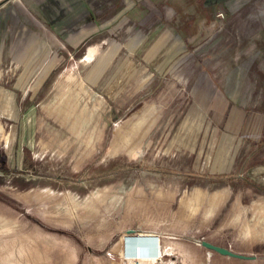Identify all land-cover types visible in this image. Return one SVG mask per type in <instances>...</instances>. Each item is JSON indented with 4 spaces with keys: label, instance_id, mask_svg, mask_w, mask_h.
Here are the masks:
<instances>
[{
    "label": "rangeland",
    "instance_id": "1",
    "mask_svg": "<svg viewBox=\"0 0 264 264\" xmlns=\"http://www.w3.org/2000/svg\"><path fill=\"white\" fill-rule=\"evenodd\" d=\"M81 1L80 38L0 19V264H264V0Z\"/></svg>",
    "mask_w": 264,
    "mask_h": 264
},
{
    "label": "crops",
    "instance_id": "2",
    "mask_svg": "<svg viewBox=\"0 0 264 264\" xmlns=\"http://www.w3.org/2000/svg\"><path fill=\"white\" fill-rule=\"evenodd\" d=\"M9 4L10 6H13L12 8L14 10H16L15 13L13 14L11 12L9 13L8 11H0V19L4 18L5 20H9V24H11V21L14 20L13 24L11 25L14 26L17 24L16 29H18L19 26L22 27L21 30L24 28L25 30L22 32L25 35L33 34L31 33V29L33 30L35 28L42 31V36L44 35L52 38L63 35L80 38L82 35L90 34L85 32L86 30H91L92 27L90 22L88 26H79L77 28L74 27L75 22L79 21L80 19H87L90 21L94 19L93 17H97L98 13L102 14L101 11L97 10L93 12L92 8L87 7L81 0H22L21 3H13V1H10ZM1 8L2 7L0 5V9ZM66 18L74 20V23L72 22L69 27L67 26L68 28H66ZM1 29L2 25L0 26V33ZM20 34L22 33L20 32ZM90 36H92V34ZM73 40L76 41V39ZM40 45L41 42L38 44V46ZM127 231L133 232V230ZM133 234L136 233L133 232ZM146 239L147 240H144L145 242H149L150 244L152 243L153 255L156 252L159 254L158 239L156 237H153V239ZM158 262L160 261H155L154 263L144 259V261L141 260L140 264H159Z\"/></svg>",
    "mask_w": 264,
    "mask_h": 264
},
{
    "label": "built area",
    "instance_id": "3",
    "mask_svg": "<svg viewBox=\"0 0 264 264\" xmlns=\"http://www.w3.org/2000/svg\"><path fill=\"white\" fill-rule=\"evenodd\" d=\"M138 237H141V238L139 239L138 242H135V240H137ZM146 238L153 239V236H145V235L141 236V235L131 233V234H127V236L123 238V241L127 244V247H128L127 252H132V251L138 252V255L133 256V258L131 259L133 261L132 264H140L141 260L144 261V259L148 260L149 262H154V263L155 261H159V257H158L159 254L156 252L153 255L152 243L150 244L149 242H145L144 240H147ZM129 256H131V254H129L128 257ZM134 257L139 258L140 261L137 262Z\"/></svg>",
    "mask_w": 264,
    "mask_h": 264
},
{
    "label": "water",
    "instance_id": "4",
    "mask_svg": "<svg viewBox=\"0 0 264 264\" xmlns=\"http://www.w3.org/2000/svg\"><path fill=\"white\" fill-rule=\"evenodd\" d=\"M126 233L127 234H131L132 231H127ZM199 245L201 247H203L204 249L212 251V252H214V253H216V254H218L220 256L229 257V258L237 259V260H253L254 259L253 257H248V256L232 253V252H230V251H228V250H226L224 248H220V247L211 245L210 243L205 242V241L199 242Z\"/></svg>",
    "mask_w": 264,
    "mask_h": 264
},
{
    "label": "trees",
    "instance_id": "5",
    "mask_svg": "<svg viewBox=\"0 0 264 264\" xmlns=\"http://www.w3.org/2000/svg\"><path fill=\"white\" fill-rule=\"evenodd\" d=\"M145 1V0H144ZM141 3V2H140ZM101 15H103V14H101ZM25 152H27V151H25ZM25 156H26V154H25ZM24 160H26V157H24L23 156V163H24ZM25 164V166L27 167V169L28 168H32V166L30 167L29 166V162H25L24 163ZM227 174L226 173H224V172H222L221 174H218V175H215V177H217V178H224V179H226L227 177ZM231 179V178H230ZM246 184H244L243 183V181H240L239 180V176L238 175H236V176H234L233 178H232V181H230L229 182V184L227 185V186H229L230 188H233V189H235L236 187H244Z\"/></svg>",
    "mask_w": 264,
    "mask_h": 264
},
{
    "label": "bare ground",
    "instance_id": "6",
    "mask_svg": "<svg viewBox=\"0 0 264 264\" xmlns=\"http://www.w3.org/2000/svg\"><path fill=\"white\" fill-rule=\"evenodd\" d=\"M131 247H132V246H131ZM133 253H135V252L132 251V253L130 252L129 254L133 255ZM137 255H138V253H137ZM133 256H135V255H133ZM134 258L136 259L137 262L139 261V258H136V257H134Z\"/></svg>",
    "mask_w": 264,
    "mask_h": 264
}]
</instances>
